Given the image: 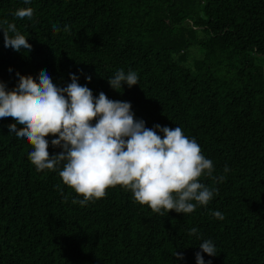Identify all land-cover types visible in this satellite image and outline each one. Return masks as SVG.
<instances>
[{"label":"trees","instance_id":"1","mask_svg":"<svg viewBox=\"0 0 264 264\" xmlns=\"http://www.w3.org/2000/svg\"><path fill=\"white\" fill-rule=\"evenodd\" d=\"M22 7L31 20L14 16ZM4 20L32 45L6 48L0 31L8 90L17 72L38 82L46 71L59 87L75 74L94 96L130 102L146 127H181L213 162L200 182L218 191L189 214L155 213L121 185L73 204L83 197L59 169L37 171L15 121L0 118V264H196L204 240L216 248L205 264H264V0H0ZM120 69L138 84L112 89Z\"/></svg>","mask_w":264,"mask_h":264},{"label":"clouds","instance_id":"2","mask_svg":"<svg viewBox=\"0 0 264 264\" xmlns=\"http://www.w3.org/2000/svg\"><path fill=\"white\" fill-rule=\"evenodd\" d=\"M33 15L31 7L14 12L21 20H31ZM52 30L55 33L60 28L53 24ZM63 30L69 31L70 26ZM0 31L4 47L16 52L31 50L28 38L15 23L0 22ZM16 76L18 83L11 90L0 81V118L15 121L8 125L9 133L31 145L28 159L37 171L59 169L63 184L83 197L73 199V204L84 206L103 198L107 188L121 185L132 193L135 202L148 205L155 213L189 214L198 205L206 206L218 191L200 182L202 175L212 177L213 162L202 155L196 140L185 136L181 127L156 124L148 128L145 121L135 118L130 102L109 99L104 92L94 96L90 88L78 83L75 74H70L71 83L65 87L55 85L46 71H41L38 82L31 75L17 72ZM108 83L117 91L122 84L131 88L138 84V75L120 69ZM49 135L54 137L51 146L61 149L57 154L48 151L45 137ZM223 171L228 173L229 168L225 166ZM212 215L224 219L220 211ZM197 232L192 228L190 235ZM199 248L196 264H205L201 253L216 256L210 240H204ZM175 257L182 259L183 255L176 252Z\"/></svg>","mask_w":264,"mask_h":264}]
</instances>
